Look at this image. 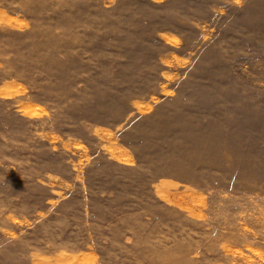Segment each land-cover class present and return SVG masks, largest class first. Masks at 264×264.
<instances>
[{
  "label": "rangeland",
  "instance_id": "rangeland-1",
  "mask_svg": "<svg viewBox=\"0 0 264 264\" xmlns=\"http://www.w3.org/2000/svg\"><path fill=\"white\" fill-rule=\"evenodd\" d=\"M0 264H264V0H0Z\"/></svg>",
  "mask_w": 264,
  "mask_h": 264
}]
</instances>
